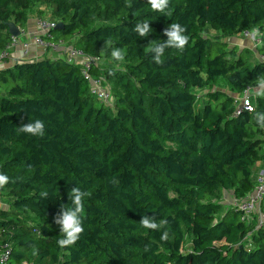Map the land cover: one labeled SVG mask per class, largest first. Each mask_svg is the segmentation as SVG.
Returning <instances> with one entry per match:
<instances>
[{
    "label": "trees",
    "instance_id": "obj_1",
    "mask_svg": "<svg viewBox=\"0 0 264 264\" xmlns=\"http://www.w3.org/2000/svg\"><path fill=\"white\" fill-rule=\"evenodd\" d=\"M39 4L62 23L58 38L103 59L91 74L110 99L93 95L81 67L64 59L0 70V173L10 178L0 252L11 246L9 264H264V230L221 202L224 192L236 200L250 194L264 165L255 119L264 94L251 96L252 111H239L236 98L264 79V62L203 36L206 26L229 37L264 32V0H169L166 12L148 0H0V56L11 43L8 24L24 29ZM143 22L151 26L146 37L133 30ZM171 23L186 27L189 42L167 48L157 64L150 42L166 41ZM262 40L256 51L264 57ZM114 48L123 61L112 58ZM36 119L44 136L20 131ZM76 186L88 193L85 231L61 249L55 218ZM145 215L167 224L146 229Z\"/></svg>",
    "mask_w": 264,
    "mask_h": 264
},
{
    "label": "built area",
    "instance_id": "obj_2",
    "mask_svg": "<svg viewBox=\"0 0 264 264\" xmlns=\"http://www.w3.org/2000/svg\"><path fill=\"white\" fill-rule=\"evenodd\" d=\"M58 22L60 21L44 18L38 19L34 36H31L27 40L21 39L27 36V34H25L23 29L19 28L21 36H11V43L2 56H0V60L5 61L4 59L11 58L12 52L20 47L23 49L22 53L24 58H26L25 56L30 51L31 46L34 45L42 49L45 56L50 59H64L71 64L80 66L84 79L90 84L92 94L97 96L102 102H108L110 99L109 87L103 83V80L95 79L91 74L93 68L102 66L104 62L103 59L91 56L71 43L58 38L54 33V31L57 30ZM239 35L249 39L255 48H259L263 44L262 37L256 40L252 39V30H246ZM260 60L264 62V57L260 56ZM253 90V87H247L238 97L239 111L253 110L251 96L256 93ZM233 206L242 213L243 222L249 226H254L255 231L264 230V170L257 175L254 190L244 199L236 200ZM1 207H4L2 201V188H0V208ZM10 252L11 246L9 244L4 245L0 252V264H9Z\"/></svg>",
    "mask_w": 264,
    "mask_h": 264
},
{
    "label": "clouds",
    "instance_id": "obj_3",
    "mask_svg": "<svg viewBox=\"0 0 264 264\" xmlns=\"http://www.w3.org/2000/svg\"><path fill=\"white\" fill-rule=\"evenodd\" d=\"M151 9L154 11L166 12L169 7V0H148ZM169 16L171 12L167 13ZM141 37L148 36L151 26L148 22L137 23L133 29ZM187 29L179 23H171L165 29V35L167 40L162 43L150 42L151 47L149 51L153 54V60L157 64H162L161 59L164 56L165 50L167 48H175L183 50L189 42V36L186 35ZM259 37H264V32H261L259 28H254L252 30V39L256 40ZM111 56L114 60L123 61L125 55L122 49L114 48L111 52ZM258 88L260 94H264V79L258 80ZM255 119L257 124L261 129H264V112H256ZM20 131L23 133L30 134L36 137H42L45 134V124L44 121L36 119L34 122H29L20 126ZM10 182V178L0 173V188H3ZM111 183L117 184L118 181L112 178ZM42 196L48 198V192L41 193ZM88 196L86 191H83L79 186L73 187L69 192V197L71 201V206L62 205L60 213L55 218V223L60 227L61 237L57 243L58 246L63 249L67 246L74 245L78 240H80L81 235L84 233L85 229L83 227V212H84V200ZM140 224L151 230H157L162 226L167 224V221L157 222L155 216L145 215ZM169 238V232L164 231L161 240L167 241ZM148 250L147 248L145 249Z\"/></svg>",
    "mask_w": 264,
    "mask_h": 264
},
{
    "label": "rangeland",
    "instance_id": "obj_4",
    "mask_svg": "<svg viewBox=\"0 0 264 264\" xmlns=\"http://www.w3.org/2000/svg\"><path fill=\"white\" fill-rule=\"evenodd\" d=\"M28 13V17H29V23L27 24V28L28 29H33L34 28V21L35 19H37L39 16L44 18V19H48V20H58L57 18H55L52 15V10L43 4H39L33 8H31L30 10L27 11ZM203 36L211 38L213 40H221L224 42H229L231 43L230 45L232 46V43H236L237 41H235L236 39H234L233 37H229L226 36L224 34H222L221 31L215 30L209 26H206L204 31H203ZM239 39V36L236 37ZM241 43V42H240ZM250 46H252L250 44ZM252 49L254 50V58L253 60H256V50L254 49V46H252ZM219 87L223 88L224 90H228L226 84H224L222 81H219L218 85ZM253 91L254 92H259V88L258 86L253 87ZM197 93H200V91H197ZM239 96L236 95V98H238ZM260 169L256 168L255 170V179L257 178V175L260 173V171L264 170V165H260ZM236 201V199L234 198L233 192H224L222 194V198H221V202L224 204V206L226 208H228L229 206H233L234 202ZM30 264H45L44 262H39L38 259H34ZM49 264H53L52 261H50Z\"/></svg>",
    "mask_w": 264,
    "mask_h": 264
},
{
    "label": "crops",
    "instance_id": "obj_5",
    "mask_svg": "<svg viewBox=\"0 0 264 264\" xmlns=\"http://www.w3.org/2000/svg\"><path fill=\"white\" fill-rule=\"evenodd\" d=\"M40 18H42V17L39 16L37 19H35V21H34L35 25H34L33 29H28L27 25H26V27L23 30H24L25 34H27V36H29V37L25 36V37L21 38L22 40H27L31 36H34V34L36 32V22ZM57 21H59V20H57ZM28 23H29V21H28ZM238 36H239V39L236 38ZM233 38L236 39L235 41H237V42L232 43V46H238L240 49L247 48V49H250L251 51L254 52V50L252 49V46H254V45L249 39L243 38L241 35H237ZM69 43H72V42H69ZM250 44L252 46H250ZM254 49L256 50L257 48L254 47ZM22 51H23V49L20 47L17 50H15L14 52H12L11 58H9L5 61L0 60V70L3 68L12 67L15 62H20L19 60H21V61H35V60L41 59L43 57H46L44 52L42 51V49H39L34 45L31 46L30 51L25 56L26 58H24ZM256 53H257L256 54L257 60H260V54L257 51H256ZM260 165L261 164H259L257 166L258 169H260V167H261Z\"/></svg>",
    "mask_w": 264,
    "mask_h": 264
},
{
    "label": "water",
    "instance_id": "obj_6",
    "mask_svg": "<svg viewBox=\"0 0 264 264\" xmlns=\"http://www.w3.org/2000/svg\"><path fill=\"white\" fill-rule=\"evenodd\" d=\"M61 27H62V23L58 22L57 30L61 29ZM8 28H9V34L11 36H15V37L21 36V32H20L19 28L14 23H9Z\"/></svg>",
    "mask_w": 264,
    "mask_h": 264
}]
</instances>
